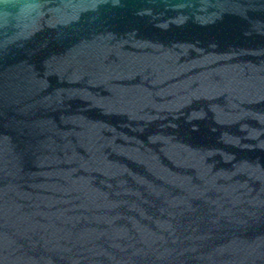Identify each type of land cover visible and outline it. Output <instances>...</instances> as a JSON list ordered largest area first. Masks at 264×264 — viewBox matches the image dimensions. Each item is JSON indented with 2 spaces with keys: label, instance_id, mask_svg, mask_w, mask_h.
<instances>
[{
  "label": "water",
  "instance_id": "95a60500",
  "mask_svg": "<svg viewBox=\"0 0 264 264\" xmlns=\"http://www.w3.org/2000/svg\"><path fill=\"white\" fill-rule=\"evenodd\" d=\"M0 264H264V0H0Z\"/></svg>",
  "mask_w": 264,
  "mask_h": 264
}]
</instances>
